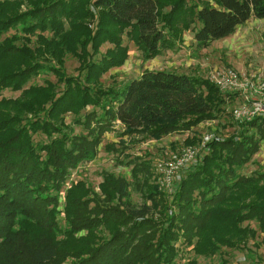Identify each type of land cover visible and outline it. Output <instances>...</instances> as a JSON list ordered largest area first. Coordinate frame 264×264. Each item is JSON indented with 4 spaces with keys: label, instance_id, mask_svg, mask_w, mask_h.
I'll use <instances>...</instances> for the list:
<instances>
[{
    "label": "trees",
    "instance_id": "16d2710c",
    "mask_svg": "<svg viewBox=\"0 0 264 264\" xmlns=\"http://www.w3.org/2000/svg\"><path fill=\"white\" fill-rule=\"evenodd\" d=\"M251 18L264 19V0H0V35L15 31L0 40V95L21 90L0 99V264H176L178 242L203 256L245 244L257 235L247 221L257 223L263 244L264 171L240 173L264 141L263 115L211 139L171 203L150 160L123 154L118 162L131 167L144 203L129 199L126 177L107 172L104 198L80 179L67 189L65 226L57 221L70 170L97 156L116 122L125 135L159 140L219 119L235 100L208 78L166 69L105 87L101 78L129 57L125 39L153 59L177 50L188 31L204 49ZM67 54L79 61L76 76L63 71ZM48 69L62 89L48 80L25 88ZM37 133L47 141L35 142Z\"/></svg>",
    "mask_w": 264,
    "mask_h": 264
},
{
    "label": "rangeland",
    "instance_id": "374dc122",
    "mask_svg": "<svg viewBox=\"0 0 264 264\" xmlns=\"http://www.w3.org/2000/svg\"><path fill=\"white\" fill-rule=\"evenodd\" d=\"M14 32V29H10L1 34L0 40L10 36ZM32 38L35 39V36ZM125 42L129 45V57L124 65L111 69L101 78V82H103L102 84L105 87L120 89L128 81L138 77L146 68L173 70L208 79L212 77L217 69L224 67H232L246 74L255 72L264 74V19L251 18L245 24L240 25L233 35L213 41L208 48L204 49L196 46L194 31H188L184 36V43L177 50L164 51L153 59H145L132 41L125 39ZM108 47L109 44H105L102 47V51L105 52ZM39 58H42L41 55ZM64 59L65 65L63 71L69 76L78 75V59L72 54H67ZM52 61L42 59V62L48 65L57 66ZM46 80L58 84L60 89L64 86L51 70L48 69L31 81H28L25 88L31 85H42ZM20 93L21 90L13 91L5 89L1 92L0 99H13L18 97ZM237 105L238 103L234 100L228 103L226 113L219 119L209 121L208 123H201L190 131L173 133L159 140L150 139L142 141L140 140V136L125 135L123 134V125L120 122H116L114 127L106 132L104 140L98 148L99 152L97 156L93 160L84 161L75 169L70 170L69 180L60 191L57 221L61 226H65L64 209L67 189L74 182L83 179L99 193V196H102L99 186L104 180V174L107 172L126 177L131 183L129 199L136 206H141L144 203L142 191L138 189L139 187L133 181L134 176L131 167L118 162L117 158L120 157L122 159L123 154L136 158L139 161L141 159L150 160L149 164L152 167L154 179H156L159 188L166 195L168 202L171 203L178 190L179 180L182 179L185 173L175 180L174 184H177V187L174 185L175 188L172 189V187L168 188L162 184V169L174 155L179 154L184 147L189 146L185 143L188 137H195L197 141L191 145H197L211 134L216 137H228L232 134H237L241 129L240 123L242 122L236 120L233 116L234 108ZM91 108V106H88L87 109ZM27 116L32 118L34 114ZM73 117L74 113H67L65 121L70 124L73 121ZM72 129L74 133L83 132L80 127L73 124ZM34 141L44 142L47 141V138L44 134L37 133L34 135ZM110 143L116 145L115 151L106 149L107 144ZM190 168L191 166L188 169ZM255 171H264V141L261 142L260 150L255 154L252 161L246 164L240 170V173L250 175ZM247 224H250L257 230L255 237L249 238L245 244H241L235 248L222 246L212 256L199 255L195 252L193 245L189 246L183 242H178L176 246L179 249V255L176 258V264H189L192 260H196L199 264H221L222 261H226L228 264H264V243L262 244L261 242L263 234L260 233L255 221L244 223V225ZM70 261L71 258L67 259L63 264H68Z\"/></svg>",
    "mask_w": 264,
    "mask_h": 264
},
{
    "label": "built area",
    "instance_id": "2783aa9c",
    "mask_svg": "<svg viewBox=\"0 0 264 264\" xmlns=\"http://www.w3.org/2000/svg\"><path fill=\"white\" fill-rule=\"evenodd\" d=\"M209 79L219 87L223 94L234 95L235 101L238 103L233 111V116L236 120L243 122L259 115L264 116L263 73L246 74L232 67H224L217 69ZM209 121L212 120L206 122L208 123ZM214 137L211 134L199 144L186 146L179 154L174 155L162 169V184L168 188L172 187V189L175 188L174 185L177 187V184H174L175 180L197 162L205 151V145Z\"/></svg>",
    "mask_w": 264,
    "mask_h": 264
},
{
    "label": "crops",
    "instance_id": "0c3cea01",
    "mask_svg": "<svg viewBox=\"0 0 264 264\" xmlns=\"http://www.w3.org/2000/svg\"><path fill=\"white\" fill-rule=\"evenodd\" d=\"M171 135V134H170Z\"/></svg>",
    "mask_w": 264,
    "mask_h": 264
}]
</instances>
